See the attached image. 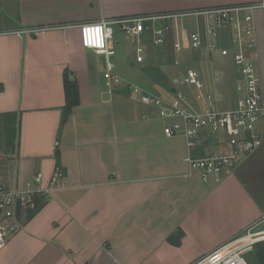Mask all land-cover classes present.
<instances>
[{
	"label": "crops",
	"instance_id": "crops-1",
	"mask_svg": "<svg viewBox=\"0 0 264 264\" xmlns=\"http://www.w3.org/2000/svg\"><path fill=\"white\" fill-rule=\"evenodd\" d=\"M260 1L0 0V113L16 111L20 120L13 160L5 167L0 163V175L24 179L41 171L49 176L57 166L65 171L64 185L0 248V264H193L264 214V195H256L241 173L243 161L257 150L230 175L203 181L188 158L218 145L201 140L191 148L184 137L165 135L158 108L136 98L126 82L169 98L178 88L191 106L200 108L197 89L176 84L171 92L162 91L140 70L135 50L130 58L127 46L113 35L114 63L120 54L115 71L126 81L108 91L87 59L78 27ZM253 17L256 42L251 52L264 102V9L255 10ZM46 25L64 27L41 34L4 33ZM219 28L223 30H215L216 37L229 46L231 26ZM186 29L181 19L175 21V49ZM196 31L205 45L211 42L209 28L206 34ZM147 43L146 61L155 52ZM234 67L235 72L213 70L221 84L217 90L206 84V91L221 102L229 100L224 107L236 100L240 73ZM127 68L139 81L125 77L122 70ZM67 69L77 80L80 102L61 125Z\"/></svg>",
	"mask_w": 264,
	"mask_h": 264
},
{
	"label": "built area",
	"instance_id": "built-area-1",
	"mask_svg": "<svg viewBox=\"0 0 264 264\" xmlns=\"http://www.w3.org/2000/svg\"><path fill=\"white\" fill-rule=\"evenodd\" d=\"M264 9V0L251 4L215 7L189 12L142 14L111 21L101 20L79 24L83 47L103 55L104 84L112 91L126 80L115 71V50L110 42L114 26H118L132 39L136 62L145 61L146 44L165 46L169 41L175 21L189 16H204L213 21V27L231 26L229 46L220 47L214 39L205 45L198 31L181 30L176 40V50H199L212 55L219 50L229 57L238 68L237 96L232 106L224 107L211 91H206L202 74L195 68L184 70L175 84L188 85L197 89L196 99L203 106H191L185 92L176 89L171 98L153 94L139 85L127 81L131 93L141 102L158 108L159 117L165 122L164 133L169 137L182 136L189 147L198 141L218 145L214 151L199 157H190L191 170L197 171L203 181L211 178L220 180L230 175L241 160L259 149L264 143V102L261 78L254 65L255 55L251 52L255 38L253 12ZM61 25L34 26L4 33L41 34L61 28ZM185 30V29H184ZM216 29H212L215 36ZM3 33V32H0ZM209 134L211 137H209ZM209 137V138H207ZM64 169L57 166L49 175L41 171L32 177L0 175V248L23 226L25 213L35 209L40 199L49 200L53 192L64 185ZM20 209V210H19ZM21 216L19 217V212ZM24 218V219H22ZM264 240V214L251 223L241 234L223 243L193 264H248L247 254L257 242Z\"/></svg>",
	"mask_w": 264,
	"mask_h": 264
},
{
	"label": "rangeland",
	"instance_id": "rangeland-1",
	"mask_svg": "<svg viewBox=\"0 0 264 264\" xmlns=\"http://www.w3.org/2000/svg\"><path fill=\"white\" fill-rule=\"evenodd\" d=\"M181 20L183 21V23H185V25H187L190 31L203 29L204 33L206 34L207 28H209L210 31L209 32L207 31L206 36H208L210 41H212V39H216L220 47H224L227 45L226 40L220 37H216V35L214 36L212 34V29H216L217 34L218 33L221 34L223 30L219 27L216 28L213 27L211 25L213 24L212 20L204 16L186 17ZM205 23L208 25H205ZM114 30H115V34H114L115 40L120 39L122 45L127 46V50L129 52L128 56L130 58H133L134 53L132 50H134V47L130 36H128L126 33L119 32L120 29L117 28V26H114ZM174 38L175 36H173V33H171V37L169 38L170 40L166 44V47H164L163 49L162 48L155 49L154 55L150 57V60L156 58L157 62L159 61L161 69L164 72H166V74H168V77L170 78V80H172V84L170 86L176 85L173 79L175 77L181 78V75L183 74L184 70H186L187 68H195L201 72L203 71L205 78L204 81L206 82L208 88L209 89L212 88L214 90H217L219 88V85L221 86L220 83H217L215 81L216 76L213 73V70L215 68L220 69L223 72L224 71L235 72L234 69L235 67L232 60L229 57L222 56L219 50L213 51V54L210 55L204 51L205 47L202 45V47L198 51H185L181 49L180 50L175 49V52H172L171 44H174ZM86 51H87V59L90 62V64H93L95 68V72L99 78V83H100V79L104 81L103 74L105 72V67L104 64L100 62V55H97L94 50L89 48H86ZM168 52L170 53L172 52L171 53L172 55L170 57L171 59L173 58L172 60H174L172 64L168 60L167 57ZM119 55L120 54H118L116 58V62H115L116 64L119 61ZM124 63L127 64V62L125 61ZM95 72H93L92 74H95ZM122 73H125L124 75H127L125 76L127 78H130L134 81H139L138 79L133 78L131 75H129L130 72L128 71V68L126 70H122ZM103 85L105 86L104 83ZM178 86L188 91H191L190 89H192L189 86H181V84H178ZM105 88L107 87L105 86ZM160 89L161 90L163 89L162 91L165 92L164 88L160 87ZM228 101L222 102L221 105L222 106L230 105ZM15 146L12 151L4 152V146L0 145V163L3 167H5V165L9 166V164H11L13 160L12 154L15 152ZM254 153H255L254 156L250 160L246 159L245 161H243L244 163L242 164L243 166L241 169V173L246 178V181L250 182L251 188L254 190L255 194L261 197L264 195V144ZM12 171L13 169H11V172Z\"/></svg>",
	"mask_w": 264,
	"mask_h": 264
},
{
	"label": "trees",
	"instance_id": "trees-1",
	"mask_svg": "<svg viewBox=\"0 0 264 264\" xmlns=\"http://www.w3.org/2000/svg\"><path fill=\"white\" fill-rule=\"evenodd\" d=\"M149 46L151 45L149 44ZM171 46V51L175 52L174 44H171ZM164 47H166V45L159 48L155 47V49H163ZM171 53L168 52L167 57L172 64L174 60H172L173 58H170L172 55ZM140 65V70L147 78H149L158 86L171 92V88L173 87L170 86L172 84V80H170L168 74H166V72L161 69L159 61L157 62L156 58H154L153 60L149 59L148 61L145 60L144 62L140 63ZM63 82L65 90V104L63 106L61 125L66 123L74 107H76L80 102L78 83L71 70H65ZM19 122V114L16 111L0 113V145L4 146V152L12 151L14 149V146L16 145L19 132ZM55 154L57 160H59L60 151L56 150ZM45 202L46 200L44 199L38 200L37 207L35 209H29L25 213V219L22 218L24 219L23 223H27V221L30 220L39 211V209L44 205ZM18 212L20 217L21 213L20 211ZM181 233L182 231H178L177 234ZM173 236H170V239H172ZM247 260L248 264H264V240L257 242L254 245L253 250L247 254Z\"/></svg>",
	"mask_w": 264,
	"mask_h": 264
},
{
	"label": "water",
	"instance_id": "water-1",
	"mask_svg": "<svg viewBox=\"0 0 264 264\" xmlns=\"http://www.w3.org/2000/svg\"><path fill=\"white\" fill-rule=\"evenodd\" d=\"M101 61H104L105 60V57L102 55L101 58H100Z\"/></svg>",
	"mask_w": 264,
	"mask_h": 264
}]
</instances>
